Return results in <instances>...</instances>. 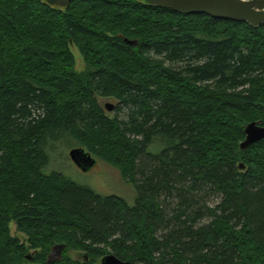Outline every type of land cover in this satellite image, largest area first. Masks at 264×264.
I'll list each match as a JSON object with an SVG mask.
<instances>
[{
  "label": "trees",
  "instance_id": "1",
  "mask_svg": "<svg viewBox=\"0 0 264 264\" xmlns=\"http://www.w3.org/2000/svg\"><path fill=\"white\" fill-rule=\"evenodd\" d=\"M251 122L264 127V23L0 0V264H97L107 248L135 264H264V138L240 148ZM71 142L115 166L134 203L48 170Z\"/></svg>",
  "mask_w": 264,
  "mask_h": 264
},
{
  "label": "water",
  "instance_id": "2",
  "mask_svg": "<svg viewBox=\"0 0 264 264\" xmlns=\"http://www.w3.org/2000/svg\"><path fill=\"white\" fill-rule=\"evenodd\" d=\"M47 4L55 7L65 8L73 0H44ZM148 4L165 7L170 10L194 14L201 13L221 19L239 22H247L257 27L264 23V0H144ZM115 105L106 103V111H112ZM245 140L240 144L241 149L264 138V127L257 122L249 123L245 129ZM69 159L83 172H89L94 168L98 160L94 158L85 148L74 147L69 150ZM243 168V165H240ZM63 248L64 245H59ZM99 264H135L118 258L113 253L101 257Z\"/></svg>",
  "mask_w": 264,
  "mask_h": 264
},
{
  "label": "rangeland",
  "instance_id": "3",
  "mask_svg": "<svg viewBox=\"0 0 264 264\" xmlns=\"http://www.w3.org/2000/svg\"><path fill=\"white\" fill-rule=\"evenodd\" d=\"M71 51L75 58V70L76 72H82L88 69L87 64L84 62L80 52L75 46H71ZM99 102L104 107L106 103L116 104L113 98H99ZM110 115L115 113V109L107 111ZM74 143L71 142L68 145H56V150L51 152L50 164L48 170H56L71 179L75 183L88 186L96 193L102 196H118L123 198L129 205H132L135 201L136 190L133 184L126 182L120 171L115 167L106 162L98 161L97 165L92 168L89 172H83L78 166H76L68 157L69 150L76 147L72 146ZM218 199H211L210 204L214 205ZM10 233L12 236H16L23 240L24 234L16 230L15 224H10ZM55 247V248H54ZM108 253H113L110 248H107ZM64 247L60 248L59 245L52 247L51 252L48 255L49 260H57L62 256ZM66 253L72 259H81L83 253L80 251L69 249ZM29 256L33 254V251H29ZM27 257V260H31L32 257ZM101 259V258H100ZM100 259L97 260L99 264ZM26 264H31L26 262Z\"/></svg>",
  "mask_w": 264,
  "mask_h": 264
},
{
  "label": "flooded vegetation",
  "instance_id": "4",
  "mask_svg": "<svg viewBox=\"0 0 264 264\" xmlns=\"http://www.w3.org/2000/svg\"><path fill=\"white\" fill-rule=\"evenodd\" d=\"M55 248V247H54Z\"/></svg>",
  "mask_w": 264,
  "mask_h": 264
}]
</instances>
